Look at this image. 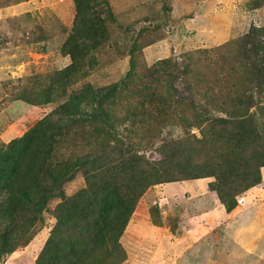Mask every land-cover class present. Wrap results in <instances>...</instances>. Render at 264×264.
<instances>
[{
  "label": "trees",
  "instance_id": "16d2710c",
  "mask_svg": "<svg viewBox=\"0 0 264 264\" xmlns=\"http://www.w3.org/2000/svg\"><path fill=\"white\" fill-rule=\"evenodd\" d=\"M74 4L76 19L61 48L71 62L26 100L55 109L0 144V264L30 244L56 199V223L35 264H124L130 252L123 239L150 188L213 179L211 192L231 213L241 195L264 182V122L253 113L264 110V28L189 53L182 66L162 60L143 72L134 46L126 76L97 86L85 79L112 39L111 0ZM174 120L199 135L165 141L156 151L161 159L148 158L141 151ZM78 175L85 185L66 195ZM157 207L151 219L162 225Z\"/></svg>",
  "mask_w": 264,
  "mask_h": 264
},
{
  "label": "rangeland",
  "instance_id": "374dc122",
  "mask_svg": "<svg viewBox=\"0 0 264 264\" xmlns=\"http://www.w3.org/2000/svg\"><path fill=\"white\" fill-rule=\"evenodd\" d=\"M111 5L114 20L109 21L110 45L99 53L100 67L85 79L97 86L126 76L131 69L129 51L134 46L138 49L137 71L162 60L182 66L189 53L213 49L252 28H264V0H111ZM75 19L74 0H0V144L21 137L55 109V103L34 106L26 100L33 98V91L46 88L51 75L70 64V57L61 48ZM20 96L24 100H16ZM253 113H257L259 124L264 122L262 108L255 107ZM218 116L227 118L223 113ZM162 127L163 131L152 138L154 145L141 151L152 160L160 158L157 148L163 142L186 133L199 135L198 130L188 131L177 120ZM260 135L264 143V130ZM212 180L150 188L136 207L135 213L141 219L139 210L144 207L143 215L152 223V208L158 206L162 224L173 232V222H180L185 213L182 207L195 206L210 215L214 212V225L209 224L204 230L206 236L187 249L181 238L167 234L171 238L168 241L167 236L163 237L160 225L140 223L133 233L136 226L132 221L128 230L133 231L124 238L132 260L124 264L150 262L154 256V264H175L173 259L167 262L168 256L161 260L162 253L155 250L158 244L174 253L176 264H264V182L241 195L236 211L228 214L223 205L217 210L219 203L209 202ZM84 185V178L78 175L65 185L66 195H73ZM205 196L207 203L202 207ZM211 199L215 200V195ZM59 202L56 199L50 204V213L37 226L30 244L6 255L1 264H35L56 223L53 211ZM212 207L217 211H211ZM203 217L207 218V214Z\"/></svg>",
  "mask_w": 264,
  "mask_h": 264
},
{
  "label": "crops",
  "instance_id": "0c3cea01",
  "mask_svg": "<svg viewBox=\"0 0 264 264\" xmlns=\"http://www.w3.org/2000/svg\"><path fill=\"white\" fill-rule=\"evenodd\" d=\"M214 195H215V200L211 199V197L214 196ZM206 196H208V195H206ZM206 196L203 198V201H204V199H208V197H206ZM205 202H206V200L203 202V206L202 207L205 206ZM209 202H211L212 204L219 203V205L217 204L218 206L216 207L217 210H219L220 209L219 207L222 206L220 204V202L216 199V194L214 192H211V195L209 196ZM162 207H163V205H162ZM141 209L139 211L142 212L141 217L143 219H141L139 215H137L136 213H134L135 215L133 216V219H132L133 222L132 221L131 222L132 223H135L134 224L136 226L135 227V230L134 231L133 230H128L129 227H130V225H129V227H128L127 231H126L125 237H127V234L128 233L130 234L131 231H133V233H135L136 229L137 228H140V223H145V224H148L149 223V224H151L153 226L157 225V224H155L153 222L152 223L148 222V219H146V216L143 215V212H145V208L143 207ZM236 209H234L231 213H228L227 211L226 212L228 214H233L236 211ZM160 210H161V208H160ZM182 210L185 213L188 212L189 215H186L185 213L182 214L181 221L178 223L177 232H175V233L170 232L168 230V228L166 226H164L163 224L160 225L158 228L162 229V231H163L162 232L163 237L167 236V234H171L174 237L181 238L183 240V243H182L183 246H186V248L188 249L191 246L192 242H197L201 237L204 238L206 236L207 233H204V230L209 227V224H210V226H213L214 225V222H215V220L213 218V213L214 212H212V214L210 215V214L207 213L208 211L206 209H200V208H197L195 206H193L192 208H189L188 207V209H185V207L183 206L182 207ZM185 210H187V211H185ZM214 210H215V208L212 207L211 208V211H214ZM217 210H215V211H217ZM206 214H207V218H204L203 216L206 215ZM184 215H186V216H184ZM217 222L219 223V221H217ZM219 225H221V223H219ZM155 227H157V226H155ZM170 239L171 238L168 237V241ZM123 242H124V239H123ZM174 242L175 241H173V243ZM165 249L166 248H164L162 244H158L156 246V249L155 250L156 251L159 250V253H162V259L161 260L164 261V257L165 256H168L167 262H171V260L173 259L175 261V264H176V259L174 257V253L173 252L169 253ZM155 254H156V252H155ZM170 254L172 255L171 258L169 257ZM154 257L150 260V262L148 261V262H144L142 264H145V263L154 264V262H155V261H153L154 260ZM131 260L132 259L130 257L129 261L131 262ZM157 260H159V259H157ZM159 264H160V261H159Z\"/></svg>",
  "mask_w": 264,
  "mask_h": 264
}]
</instances>
